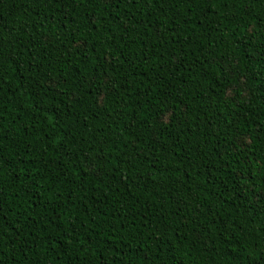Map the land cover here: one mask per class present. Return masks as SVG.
Wrapping results in <instances>:
<instances>
[{
	"label": "trees",
	"instance_id": "16d2710c",
	"mask_svg": "<svg viewBox=\"0 0 264 264\" xmlns=\"http://www.w3.org/2000/svg\"><path fill=\"white\" fill-rule=\"evenodd\" d=\"M0 264H264V0H0Z\"/></svg>",
	"mask_w": 264,
	"mask_h": 264
}]
</instances>
